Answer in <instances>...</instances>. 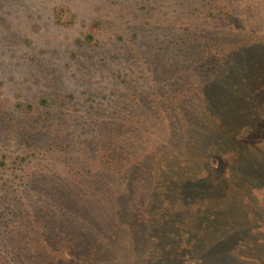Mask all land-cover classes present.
<instances>
[{
	"label": "rangeland",
	"instance_id": "rangeland-1",
	"mask_svg": "<svg viewBox=\"0 0 264 264\" xmlns=\"http://www.w3.org/2000/svg\"><path fill=\"white\" fill-rule=\"evenodd\" d=\"M0 264H264V0H0Z\"/></svg>",
	"mask_w": 264,
	"mask_h": 264
},
{
	"label": "trees",
	"instance_id": "trees-1",
	"mask_svg": "<svg viewBox=\"0 0 264 264\" xmlns=\"http://www.w3.org/2000/svg\"><path fill=\"white\" fill-rule=\"evenodd\" d=\"M62 13H63V10H56V15H57V18H58V22L63 24V22H62ZM92 40H93V36L89 35L87 37V42H91Z\"/></svg>",
	"mask_w": 264,
	"mask_h": 264
}]
</instances>
